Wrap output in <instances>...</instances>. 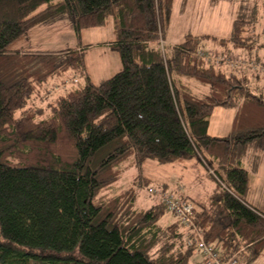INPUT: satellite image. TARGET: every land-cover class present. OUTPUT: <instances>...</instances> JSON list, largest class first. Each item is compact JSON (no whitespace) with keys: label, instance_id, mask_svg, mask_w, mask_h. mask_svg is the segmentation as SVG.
<instances>
[{"label":"trees","instance_id":"obj_1","mask_svg":"<svg viewBox=\"0 0 264 264\" xmlns=\"http://www.w3.org/2000/svg\"><path fill=\"white\" fill-rule=\"evenodd\" d=\"M240 2L229 36L218 41L251 49L243 34L253 16L240 13ZM171 5L0 0V264H190L192 230L175 219L161 223V203L134 207L133 182L112 190L125 170L141 171L147 158L197 159L211 170L217 189L210 206L192 205L191 217L223 258L238 253L250 261L263 248L264 212L245 198L249 175L241 165L248 146L264 151L262 92L230 55L228 72L200 55V39L215 35L189 34L168 49L161 44ZM108 18L114 24L108 44L121 67L99 82L86 71L84 44L10 48L34 26L64 20L79 38L82 28ZM68 69L86 80L47 103L46 117L38 119L41 108L34 106L15 115L49 77ZM192 81L208 89L200 95ZM216 107L235 109L226 136L208 131ZM134 179L148 180L140 173Z\"/></svg>","mask_w":264,"mask_h":264},{"label":"rangeland","instance_id":"obj_2","mask_svg":"<svg viewBox=\"0 0 264 264\" xmlns=\"http://www.w3.org/2000/svg\"><path fill=\"white\" fill-rule=\"evenodd\" d=\"M236 1L237 3L238 1L240 2V0ZM234 3L235 2L233 1L231 3H225L224 5H218L219 7H214V12L210 8H207L208 4L206 5L202 0H189V2L185 4L183 11H180L177 5V7L173 8L170 12V24L166 28L167 38H165L161 44H164L168 49L173 44L182 41L186 35H189L186 34L188 33V30H190V35H201L203 33L214 34L217 35V39L212 37H203L200 39V47L202 51L207 54L208 59L215 62V66L217 68H222L225 72L230 71L226 66V56L228 55L231 56L233 62L239 63L238 65L240 66L241 63L238 60H242V57L235 55L243 54L246 56L250 49L247 47H236V50L230 52V46H232L230 43L220 44L218 41L219 38H226L230 34L231 22L234 15ZM240 4V13L247 14V16L245 15L246 19H252L249 18L250 14L253 16L252 21H249L246 26V31L243 34L246 37L249 36V41L252 42L251 56H249L250 58H245L244 62L245 64L252 62L259 66V68L253 69V72L258 74L257 77L251 72H247V74L251 79L250 83L253 84L255 82L264 91V70L260 69V65L264 66V0H244L243 2H240ZM254 6L256 8L255 11L253 10ZM111 26L112 19L108 18L107 23L102 26L82 28L80 37L78 38L74 35V38L72 39L74 41L71 42L74 43L73 46L84 44L82 47L86 71L94 82H99L105 79L118 71L121 67L120 62L118 61L119 65L112 68L115 65H112L109 59L111 58V51L102 48V46H98L99 41H104L100 40L102 39L100 38V34L105 33L106 35H111ZM47 31V34L43 32L27 33L17 41H13L10 44V48L24 46L23 41L30 40L33 37L41 39L45 38L47 42H51L54 40L56 32L50 30ZM58 47L59 45L55 44L51 46L42 45L40 48L32 49H35L36 51H42L43 49L57 51ZM103 52L105 53L103 54ZM221 58L224 59L221 60ZM105 63L107 64L106 67L104 66ZM73 76L76 78L74 81L72 80ZM255 78H257L258 81H256ZM85 80V74L74 72L71 69L51 76L42 84V86L38 87L37 92L28 99L26 105L16 109L15 115L19 116L21 110L27 106H34L41 108V111L38 114V119L46 117L48 112L47 103L52 102L56 96L62 94L67 89L82 85ZM193 84V90L200 95L208 89L194 81ZM63 85H66V88L63 87ZM219 108L222 109L223 107H216L215 110H218ZM226 112H228V110H226ZM227 117L228 116L226 115V118ZM225 129L227 132V123L220 121L219 117L217 119L213 117L210 133L220 134L223 133ZM142 167L141 171L135 167L125 170L119 180L114 183L112 190L117 191L133 182L135 186L134 207L140 209H146L154 204L161 203V197L157 193L148 192V185L155 186L156 188H163L164 183H166V188L168 190L178 194V190H175V187L176 184L181 182L176 175L177 173L182 174V171L174 167V163L158 164L153 159L147 158L143 162ZM138 173L143 177H147L148 180L146 182L143 180L141 183H136L138 179L132 181V177ZM250 174L251 171L249 170V175ZM215 185L217 186V182L211 173L208 170L201 169V172L197 173L196 177H194V181L191 184L192 190H187L189 200L197 207H209L210 195L214 191L213 188ZM260 188H264V183L260 184ZM160 205L164 209V214L160 219V222L166 224L171 221V218L164 205L162 203ZM243 260L244 257H241L239 260L240 263L238 264H246ZM254 264L262 263L258 261Z\"/></svg>","mask_w":264,"mask_h":264},{"label":"crops","instance_id":"obj_3","mask_svg":"<svg viewBox=\"0 0 264 264\" xmlns=\"http://www.w3.org/2000/svg\"><path fill=\"white\" fill-rule=\"evenodd\" d=\"M202 1H204V3L206 5L208 4L207 8H210L211 10H213V12H214V7H219L218 5H224L225 3H231L234 1L235 3H234L233 18L235 17L236 7L238 5L236 0H202ZM187 2H189V0H172L171 10L173 8H176L178 5L180 11H183L184 6ZM220 3H223V4H220ZM233 18H232V20H233ZM169 24H170V21L168 22L166 28L168 27ZM61 28H63V29H61ZM166 28H165V32H164V40H165V38H167ZM47 30L56 32L53 41L47 42L45 38L41 39V38L33 37L30 40L23 41L24 46H21L20 48L23 50H34V51H36L35 49H32V48H38V47L40 48L42 45L51 46V45L56 44V45H59L57 51H60V50H63L64 48H67L68 46H73L74 43H71L74 41V40H72L74 38L73 30H72L70 24L64 20H59V21H56V22L51 23V24H43V25L34 26V27L29 29L28 33H37V32L42 33L43 32V33L47 34L48 33ZM111 30H112L111 35H106L105 33L100 34V38H102L100 40H104V41H99L98 46H102V48L111 51V58H109V59H110L111 64L115 65L112 68H115L117 65H119V62H118L119 59H118L117 54L109 47V44H108V41L112 40V38L114 36L113 20H112ZM189 31L190 30H188V33H186V34H191ZM212 35H214V34H212ZM215 36H217V35H215ZM230 47H231L230 52H233V50H236V47H234V48L232 46H230ZM42 51H49V50L43 49ZM104 53L105 52H103V54ZM251 53H252V51L250 49L248 55H246V56L243 54H239V55H235V56H239L242 58H250L249 56H251ZM104 66L106 67L107 64L105 63ZM245 66L246 65L239 66L240 69L238 71L249 73L250 68H248V66L247 67H245ZM257 76H258V74L255 75V77H257ZM255 80L258 81L257 78H255ZM189 84L193 88V85H194L193 81L190 82ZM254 84H256V83L254 82ZM256 85L261 90L262 95H263V99H264L263 89L260 88L258 84H256ZM226 110H228V112H226ZM226 115L228 116L227 118H226ZM234 115H235V109H233V108H227L226 109L225 107H223L222 109L219 108L218 110L214 109L212 114L209 116V124H208L209 133L211 132L210 127H211L213 117L216 119L219 117L220 121H224L225 123H227V132L225 129V131L223 133H220V134L210 133V134L215 135V136H226V135H228L232 129V121H233ZM241 160H242L241 165L248 171V175H249V170L251 171V174L249 175V178H248L247 188L245 191V198L252 205H254L255 207H257L258 209H260L264 212V188H260V184L264 183V151H262L261 149L255 147L253 145L248 146L246 148ZM174 167H176L177 169L182 171L181 172L182 174L177 173V175H176L179 178L181 183L176 184L175 190H178V195H180L182 198H185L186 200L190 201L189 197L187 195L188 194L187 190L188 189H190V191L192 190L191 184L194 181V177H196L197 173L201 172V169L205 170V168L200 164V162L197 159H190L188 161L175 162ZM163 187L164 188L167 187L166 183H164ZM203 187H204V184H203ZM213 189H214V191L211 193V195L216 191L217 186L215 185ZM211 195H210V197H211ZM192 205H194V207H197L194 203H192ZM169 215H170L171 220H173L174 218L172 217V215L171 214H169ZM241 257H242L241 254L238 255L237 264L240 263L239 260ZM258 261H260V263L264 264V246L261 249V251L253 259H251L250 261H246L245 259L243 260V262L246 264L247 263L248 264L249 263L254 264V263H257ZM201 262H202V257L200 255V253L197 250H194L193 255L191 257V260H190V264H200Z\"/></svg>","mask_w":264,"mask_h":264},{"label":"built area","instance_id":"obj_4","mask_svg":"<svg viewBox=\"0 0 264 264\" xmlns=\"http://www.w3.org/2000/svg\"><path fill=\"white\" fill-rule=\"evenodd\" d=\"M162 43L161 40H159ZM201 56L207 57L206 53L201 52ZM224 58H221L223 60ZM228 61V59H226ZM241 65L245 64V60H238ZM218 62V61H217ZM231 65H238L239 63L229 61ZM252 69L259 68L258 64L248 63ZM260 69L264 70V66L260 65ZM211 172V170H208ZM149 193H157L161 198V203L172 217L178 221V223L184 229L192 230V234L187 237L186 244L193 245L194 248L200 253L202 262L200 264H237L238 253H233L227 258H223L221 252L212 243L205 241L201 232L193 224L192 220V203L185 198L180 197L176 193L170 190H161L153 186H149L147 189Z\"/></svg>","mask_w":264,"mask_h":264}]
</instances>
